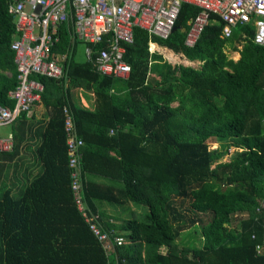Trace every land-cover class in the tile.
Masks as SVG:
<instances>
[{"label": "trees", "instance_id": "obj_1", "mask_svg": "<svg viewBox=\"0 0 264 264\" xmlns=\"http://www.w3.org/2000/svg\"><path fill=\"white\" fill-rule=\"evenodd\" d=\"M7 3L0 0V104L12 108L16 70ZM198 10L182 3L177 29L164 39L133 26V41L124 44L126 78L77 61L85 43L75 39L69 53V31L59 26L53 51L68 53V81L31 75L42 83L40 101L48 107L34 150L38 171L29 169L23 179L4 163L18 152L15 135L12 150L0 152V264H264V47L251 43V22L223 38L215 13L186 46L188 21ZM148 41L200 65L171 64L149 53ZM91 46L96 53L103 44ZM76 88L93 92L92 108L70 101ZM63 105L83 140L84 201L122 240L113 251L103 248L72 200ZM127 202L144 207L140 217L120 220L98 207ZM237 210L249 216L236 221ZM183 233L187 246L177 241Z\"/></svg>", "mask_w": 264, "mask_h": 264}, {"label": "built area", "instance_id": "obj_2", "mask_svg": "<svg viewBox=\"0 0 264 264\" xmlns=\"http://www.w3.org/2000/svg\"><path fill=\"white\" fill-rule=\"evenodd\" d=\"M182 3L199 8L188 21L186 46L195 44L208 23L209 13H215L223 22V38H228L235 27L251 22V43L264 47V0H8L7 11L13 17L14 29L9 48L13 51L16 84L8 91L14 106L0 104V128L11 125L21 114L28 115L34 104L40 102L43 85L31 75L68 81L63 69L68 53L53 51L59 42L61 24L67 26L71 38L69 53L75 39L80 40L85 43L86 60L98 73L126 78L130 65L124 60V44L133 41V26L142 27L148 36L164 39L171 34ZM100 43L103 46L93 53L91 45ZM152 44L157 45L148 41L149 53L156 52ZM61 114L72 200L103 248L113 251L122 240L115 231L103 227L99 213L84 201L81 180L83 140L77 136L74 115L67 105L61 107ZM12 148V135H0V152ZM259 204L264 207V202ZM259 210V206H255V211ZM232 216L239 221L245 219L247 213L237 210ZM257 250H262L260 245Z\"/></svg>", "mask_w": 264, "mask_h": 264}, {"label": "crops", "instance_id": "obj_3", "mask_svg": "<svg viewBox=\"0 0 264 264\" xmlns=\"http://www.w3.org/2000/svg\"><path fill=\"white\" fill-rule=\"evenodd\" d=\"M13 37L14 34L12 36V39ZM233 54L237 56V58L235 59L237 60L238 54L237 53H233ZM5 73L10 75V73L7 71H5ZM69 98L71 99L70 101L77 102L83 105L84 107L92 108L94 105L93 92L87 91L84 88H76L74 91H71ZM176 104L177 102L173 103V105ZM47 119H48V107H45L43 103L40 101L39 103L34 104L32 110L28 115H24V117H18L15 124L7 125L8 128H5L3 131H1L0 135L2 137L8 136L9 134L16 136V144H18V148H19L18 152L15 153L14 158L11 161H5L4 163L11 165V167L14 168L15 174L17 172H20L19 176H21L23 179L25 178L26 175L25 173L29 171V169L32 174L38 171L35 164L36 162L34 158V150L40 137V131L41 129H43V126L45 125ZM15 177L16 176H14V178ZM88 178L94 179L95 181L100 183L109 182L107 178L102 176L88 175ZM98 207L100 209H104L108 214L116 217L117 216L121 217L124 214H127L126 216H128V215H132L136 211L144 210L143 206L136 205L131 202H127L121 205H112V206L106 203L105 204L100 203ZM138 207H140L139 210H137ZM245 211L248 217L249 211L247 210Z\"/></svg>", "mask_w": 264, "mask_h": 264}, {"label": "rangeland", "instance_id": "obj_4", "mask_svg": "<svg viewBox=\"0 0 264 264\" xmlns=\"http://www.w3.org/2000/svg\"><path fill=\"white\" fill-rule=\"evenodd\" d=\"M157 47H155L154 51H156L158 54H160V56H162L167 62L171 63V64H184V65H191V66H194V67H198L200 65L199 62L197 61H189L187 60L183 54L181 53H176V52H173L172 50L170 49H167V48H164L163 46H159V45H156ZM78 50H77V54H76V60L77 61H84L86 59L85 57V54H84V46L82 44H79L78 45ZM158 48H163L164 50L166 51H169V52H172L175 54V59L171 61V59H166V57L164 56V53L161 52ZM234 52H227L226 55L228 56V58H231L232 60H235L237 58V56L235 54H233ZM5 128H8L7 126L5 127H1L0 128V134H1V131H3ZM211 147H215L217 145V142H212L211 144ZM232 149V148H231ZM21 180H23L21 178ZM140 207H138L137 210H139ZM142 210H139V211H136V213L133 214L134 217H140V214H138L139 212H141ZM145 212V211H144ZM127 214H124L122 215L121 217H119L120 220L122 219H125ZM128 217H130V215H128ZM118 222V220H117ZM185 233H183V235H180L178 238H177V241L178 243L182 244V245H188L187 244V241H188V236L187 235H184ZM160 251H163L160 249Z\"/></svg>", "mask_w": 264, "mask_h": 264}, {"label": "bare ground", "instance_id": "obj_5", "mask_svg": "<svg viewBox=\"0 0 264 264\" xmlns=\"http://www.w3.org/2000/svg\"><path fill=\"white\" fill-rule=\"evenodd\" d=\"M247 24H248V23H247ZM245 25H246V24H245ZM243 26H244V25H243ZM152 47H156V46H155L154 44H152ZM158 49H160L161 52L164 53V56L166 57V59H171V61L175 59V54H174V53L169 52V51H166V50H164V49H162V48H158ZM152 53H153V52H152Z\"/></svg>", "mask_w": 264, "mask_h": 264}, {"label": "water", "instance_id": "obj_6", "mask_svg": "<svg viewBox=\"0 0 264 264\" xmlns=\"http://www.w3.org/2000/svg\"><path fill=\"white\" fill-rule=\"evenodd\" d=\"M177 29V26L176 25H174L173 27H172V32L173 31H175ZM184 29H183V27H182V31H183Z\"/></svg>", "mask_w": 264, "mask_h": 264}]
</instances>
